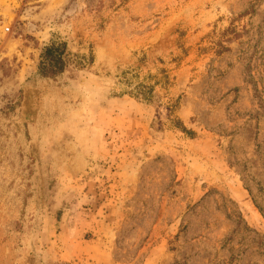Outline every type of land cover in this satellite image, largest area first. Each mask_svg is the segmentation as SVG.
<instances>
[{"label":"rangeland","instance_id":"374dc122","mask_svg":"<svg viewBox=\"0 0 264 264\" xmlns=\"http://www.w3.org/2000/svg\"><path fill=\"white\" fill-rule=\"evenodd\" d=\"M0 264H264V0H0Z\"/></svg>","mask_w":264,"mask_h":264},{"label":"trees","instance_id":"16d2710c","mask_svg":"<svg viewBox=\"0 0 264 264\" xmlns=\"http://www.w3.org/2000/svg\"><path fill=\"white\" fill-rule=\"evenodd\" d=\"M65 43L51 42L43 48L38 64V71L43 77H55L66 66Z\"/></svg>","mask_w":264,"mask_h":264}]
</instances>
